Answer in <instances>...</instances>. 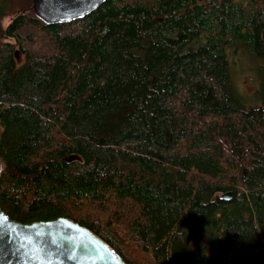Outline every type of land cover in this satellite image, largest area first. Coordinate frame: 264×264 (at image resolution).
Listing matches in <instances>:
<instances>
[{"label":"trees","instance_id":"obj_1","mask_svg":"<svg viewBox=\"0 0 264 264\" xmlns=\"http://www.w3.org/2000/svg\"><path fill=\"white\" fill-rule=\"evenodd\" d=\"M28 2L0 0L1 208L73 218L129 264H264V0H105L54 23ZM229 48L260 61V105Z\"/></svg>","mask_w":264,"mask_h":264},{"label":"water","instance_id":"obj_2","mask_svg":"<svg viewBox=\"0 0 264 264\" xmlns=\"http://www.w3.org/2000/svg\"><path fill=\"white\" fill-rule=\"evenodd\" d=\"M104 1L32 0L31 8L48 23L67 22L85 16ZM1 169L0 159V173ZM0 264L129 263L106 239L73 218L24 223L12 219L0 206Z\"/></svg>","mask_w":264,"mask_h":264},{"label":"rangeland","instance_id":"obj_3","mask_svg":"<svg viewBox=\"0 0 264 264\" xmlns=\"http://www.w3.org/2000/svg\"><path fill=\"white\" fill-rule=\"evenodd\" d=\"M29 0L28 4H31ZM9 18H6V21ZM230 67L232 72L233 90L241 97L243 104L260 105L262 98L258 94L261 86L262 73L259 71L260 61H257L254 56L243 48H229Z\"/></svg>","mask_w":264,"mask_h":264}]
</instances>
